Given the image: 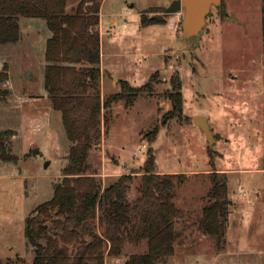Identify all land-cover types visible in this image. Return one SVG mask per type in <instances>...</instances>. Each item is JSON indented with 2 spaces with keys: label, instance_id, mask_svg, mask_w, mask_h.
<instances>
[{
  "label": "rangeland",
  "instance_id": "rangeland-1",
  "mask_svg": "<svg viewBox=\"0 0 264 264\" xmlns=\"http://www.w3.org/2000/svg\"><path fill=\"white\" fill-rule=\"evenodd\" d=\"M171 1H102L104 75L115 81L109 82L110 92L120 91V81L149 83L150 90L129 106L122 99L104 108L106 144L90 149L86 173L104 187L118 176L103 180L102 168L140 170L151 146L156 170L184 173L174 198L180 235L173 254L159 264H264V0H222L211 6L199 33L187 40L175 29L183 9L142 23V15L161 13ZM76 2L67 0V11ZM19 25L20 39L0 44V71L7 75L0 83V129L15 130L11 152L18 156L16 162L0 159V264L32 263L34 247L24 233L25 218L52 197L68 152L63 127L60 133L53 117L48 124L47 110L41 113L34 106L38 94L45 93L44 48L51 31L42 17L21 16ZM172 78L181 83L179 118L168 98L176 89ZM199 114L208 117L215 141L209 143L194 123ZM211 171L227 175L230 203L221 239L199 227L209 203ZM140 180L138 173L129 198L139 194ZM95 231L102 235L99 220ZM82 238L90 240L85 234ZM146 248L145 239L126 241L118 254L110 255L106 248L103 264H124L130 254Z\"/></svg>",
  "mask_w": 264,
  "mask_h": 264
},
{
  "label": "trees",
  "instance_id": "trees-1",
  "mask_svg": "<svg viewBox=\"0 0 264 264\" xmlns=\"http://www.w3.org/2000/svg\"><path fill=\"white\" fill-rule=\"evenodd\" d=\"M66 1L0 0V44L20 39L21 16L42 17L51 31L45 48L44 87L52 107L61 113L69 141L62 178L54 184L52 197L25 218L24 233L34 247L31 264H103L106 248L108 254H118L126 241L137 244L143 239L146 250L130 254L124 264H159L173 254L180 235L175 225L179 212L174 198L184 173L156 170L151 146L140 170L122 173L104 187L93 173H86L90 167L88 153L101 141L102 108L108 109L122 99L129 106L139 94L148 93L150 85L132 86L120 81V91L102 99L100 0H80L74 12L66 11ZM141 20L150 24L156 18L142 15ZM6 79L7 75L0 71V83ZM174 86L176 89L168 98L173 116L179 118L183 104L181 83L175 81ZM262 107L264 113V97ZM104 120L106 123V115ZM157 128H153L150 141ZM14 134L12 128L0 129L3 161L18 159L11 152ZM138 173L139 194L129 198L131 182ZM210 180L209 203L202 209L199 227L221 239L230 203L227 175L211 171ZM97 220L102 223V235L95 231ZM84 234L90 240L83 239Z\"/></svg>",
  "mask_w": 264,
  "mask_h": 264
},
{
  "label": "water",
  "instance_id": "water-1",
  "mask_svg": "<svg viewBox=\"0 0 264 264\" xmlns=\"http://www.w3.org/2000/svg\"><path fill=\"white\" fill-rule=\"evenodd\" d=\"M221 3L222 0H172L161 13H155L153 16L158 20H162L167 15L183 9L182 34L184 40H187L199 33L205 23L206 15L210 11L211 6L220 5ZM193 121L205 132L209 143L215 141L206 116L200 114L195 115Z\"/></svg>",
  "mask_w": 264,
  "mask_h": 264
},
{
  "label": "crops",
  "instance_id": "crops-1",
  "mask_svg": "<svg viewBox=\"0 0 264 264\" xmlns=\"http://www.w3.org/2000/svg\"><path fill=\"white\" fill-rule=\"evenodd\" d=\"M102 1L103 0H100V9H99V36H100V64H99V67H100V79H99V87H100L101 97L103 99L106 94L111 93L110 92L111 91V89H110L111 86H110V83L109 82H111V85H114L115 81H114V79H110V78H108V79H110V81H107L106 76L104 75V70H108V69L106 67V62H105L106 60H105V56H104L105 55V51H104V44H103V35L106 34V31L102 27ZM79 2H80V0H77V2H76L75 5H71V8L72 9L70 11H67V9H66V11L67 12H74ZM66 5H67V1H66ZM46 42H47V40H46ZM45 48H46V43H45ZM45 48H44V52H45ZM45 61H46V59H45ZM45 65H46V62H45ZM38 95L40 96L39 97L40 99L38 100V102L37 101L35 102L34 106L41 113L43 112V109H46L47 110V113H48V124L49 125L52 124V117H53L57 121L58 129L60 130V133H61V126L63 127V123H62L60 111L57 110V109H54L52 107L51 102H50V98L47 95L46 89H45V93L44 94H38ZM44 100H46L47 102L44 101ZM118 105L119 106L120 105L122 106L124 104L123 103H121V104L119 103ZM118 113H116V114H118ZM119 116H116V117H119ZM104 117H105L104 108H102V112H101V125H100V127H101V134H102L101 135L102 136V141H100V142H102L101 143L102 146L104 144H106V142H105V140H106L105 127L106 126H105ZM53 124H55V123H53ZM54 126H56V124ZM42 127H43V123H40V124L38 123L37 124V129H42ZM63 130H64V127H63ZM64 132H65V130H64ZM67 144H68V148H69V141H68ZM159 172H164V171H159ZM171 173H177V172H171ZM120 174H122V172H118V171H114V172L110 171V172H107L106 168H104V169L102 168V179L103 180L105 179V176L106 177H111V176H118Z\"/></svg>",
  "mask_w": 264,
  "mask_h": 264
},
{
  "label": "built area",
  "instance_id": "built-area-1",
  "mask_svg": "<svg viewBox=\"0 0 264 264\" xmlns=\"http://www.w3.org/2000/svg\"><path fill=\"white\" fill-rule=\"evenodd\" d=\"M175 29L176 30H182V19H179V22H177Z\"/></svg>",
  "mask_w": 264,
  "mask_h": 264
}]
</instances>
